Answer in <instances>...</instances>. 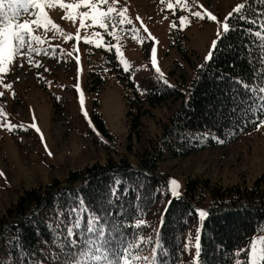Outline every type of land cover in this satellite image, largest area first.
Here are the masks:
<instances>
[{
  "label": "trees",
  "instance_id": "16d2710c",
  "mask_svg": "<svg viewBox=\"0 0 264 264\" xmlns=\"http://www.w3.org/2000/svg\"><path fill=\"white\" fill-rule=\"evenodd\" d=\"M242 5L229 18L234 30L218 44L222 50L198 65L203 68L183 70L179 86L165 85L152 70L135 83L118 66L114 52H106L109 66L90 58L86 89L98 93L106 81L104 68L117 71L131 135L142 136L143 119L153 108L175 105L173 114L138 152L135 163L123 155L111 156L105 163L95 161L46 185L24 189L0 216V264H193L196 240L188 239L197 209L209 213L199 218L202 264H247L252 243L264 247V188L258 182L224 184L203 174L189 175L181 197L172 199L165 211L171 174L160 165L167 158L227 145L264 120V35H255L264 19V0ZM171 33L180 52L189 50L184 55L191 60L195 50L178 40L185 35L179 28ZM90 116L113 138L97 99ZM70 206L77 212L70 215Z\"/></svg>",
  "mask_w": 264,
  "mask_h": 264
},
{
  "label": "rangeland",
  "instance_id": "374dc122",
  "mask_svg": "<svg viewBox=\"0 0 264 264\" xmlns=\"http://www.w3.org/2000/svg\"><path fill=\"white\" fill-rule=\"evenodd\" d=\"M244 1L188 0L190 8L181 10L177 7L175 14L173 10L166 8L168 0L164 3L161 0H117V6L128 8L133 26L140 29L142 36H146L147 33L143 31L136 16L143 19L144 25H147L158 41L156 47L158 67L163 73L161 77L169 81V84L179 86L182 81L180 73L183 70L192 73L195 66L205 60L211 42L216 38L218 26L207 18L201 20L190 17L191 24L180 29L185 37H178L179 41L186 40L187 45L195 50L191 60H188L184 54H190L189 50L180 52L178 42L171 39L170 24L174 21L178 24L181 15L203 9L212 11L223 21L229 12H233ZM46 11L65 32L75 34L79 29L83 36L90 35L93 31H102L92 27L80 29L78 20L73 23L62 19L64 13L58 7ZM24 16L26 19H34L29 13ZM36 34L45 38L46 42L34 47L58 46L55 56L51 52L33 54V59L41 65L38 68L30 67L26 60L17 57L3 80V83H11L12 88L5 89L0 86V92H3V96H0V107L7 112V119L13 124H22L26 129L10 132L0 128V216L24 189L63 178L68 170L83 168L95 161L105 163L108 157L117 155H123L135 163L138 152L145 149L150 139L161 133L175 106L163 104L153 108L143 119L142 136L138 137L136 133L131 135L129 107L125 102V90L117 71L104 68L103 76L106 81L98 93L89 92L85 86L91 69L90 58L96 65L104 63L109 66L104 59L107 51L87 45L83 41H65L62 36L53 38L52 31L45 34L42 30H36ZM105 39L116 43L111 37L106 36ZM120 43L131 65L129 76L136 83L143 82L148 76L152 42L141 44L133 40L128 32H124ZM147 43L149 46L145 47ZM77 47L78 53L75 52ZM76 54L80 55L79 72ZM77 83L83 91L84 109L88 116L90 117L97 99L100 113L113 138L104 134L93 123L95 130L89 125L79 103V94L75 87ZM56 109L58 112H55ZM33 122L40 129V133L31 127ZM258 124L259 127L255 126L227 145L209 146L186 157L167 158L160 162L161 168L170 172V179L175 178L179 182L181 194L185 188V179L189 175L201 174L218 178L224 184L253 186L258 182L264 188V124ZM197 230L198 221L192 226L188 240H194ZM255 246L258 250L262 248L259 241L255 242Z\"/></svg>",
  "mask_w": 264,
  "mask_h": 264
},
{
  "label": "snow or ice",
  "instance_id": "6c2138e0",
  "mask_svg": "<svg viewBox=\"0 0 264 264\" xmlns=\"http://www.w3.org/2000/svg\"><path fill=\"white\" fill-rule=\"evenodd\" d=\"M165 0H161V3H164ZM63 10L62 19L72 21L75 23L79 21L80 29H87L92 27L94 29L98 28L102 31H93L90 35H81L79 29L75 34L72 32H65L61 28V25L56 23L50 16L49 12L46 9H56ZM181 10H188L190 5L188 0H168L166 3V8L173 10L175 14L176 8ZM243 5H237L234 9L236 13H239ZM21 12L29 13L34 19H19ZM233 15L232 12H229L227 16L224 17L223 21H220L218 17L207 9L202 11H191L189 15L179 16L178 24L174 21L170 24L171 28L184 29L191 24L190 17H196L203 20L207 18L208 20L215 22L217 24V33L216 38L212 40L210 50L205 57V64L212 58L213 52L221 51L222 48H218V44L221 42L222 38L225 37L230 31L234 29L229 24V18ZM240 19L246 20V17L241 16ZM136 20L140 21V24L143 26V31L147 33L146 36L140 34V29L133 26V20L128 14V8L126 6H117V0H0V86L5 89H11V83H3L4 75L9 73L11 66L15 62L17 57H20L22 60H26L30 67H40V63L33 59V54H47L51 52L55 56L56 48L58 46H51L50 48L34 47V45H43L46 40L42 38L41 35L36 34V30H42L45 34L48 31L53 32V38L56 36H62L65 41H83L87 45H94L96 48H103L107 52H114L117 64L122 70L126 73L130 72L131 65L126 59L122 45L120 43L122 35L124 32H128L133 40L140 42L141 44L146 41L152 42V47L150 51L151 65L154 68L155 72L163 76L161 69L158 67V58H157V47L158 43L157 38L148 30L147 25H144L143 19L137 15ZM249 23H255L254 21H248ZM125 26H132L126 28ZM259 31L255 32V35L262 36L264 35V19L260 20L257 24ZM111 37L112 40L116 43L108 42L105 37ZM75 52H79V48L75 49ZM72 55V53H69ZM75 60L78 66V72L80 69V55H75ZM23 64H21V67ZM229 66H233L231 63ZM203 68L204 65L198 66ZM39 75V74H37ZM165 85H169V81L166 79L163 80ZM76 90L79 94V103L82 109L83 115L87 118L88 123L95 130V126L91 122V118L88 116L86 109H84V95L83 91L77 83L75 85ZM264 93V90H262ZM0 96H3V92H0ZM13 98H15V93L13 92ZM188 97L186 96V106H187ZM261 111H264V101H261ZM194 110V109H190ZM7 112L0 107V128L7 129L10 132H15L17 129L26 130L22 124L16 125L7 119ZM260 123L264 124V120H261ZM260 125L258 124L257 127ZM31 127L35 129L37 133H40V129L35 122L31 124ZM41 140L43 141V136L41 134ZM223 143V140L218 141ZM50 154V153H49ZM119 183V181H117ZM180 184L175 179L172 178L168 181V192L169 196L168 202L165 205V211L167 207L171 205L172 199H179L181 193L179 191ZM165 193H160L164 195ZM81 207L83 204L81 202ZM198 213L200 219H205L209 215L206 210L197 209L195 210ZM77 209L73 206L69 207L70 215L76 213ZM163 216V213H162ZM232 221L229 224H226L224 227L229 228L232 225ZM163 226L161 222V227ZM201 232L197 231L196 243H195V257L193 264H202L200 260V255L202 252V245L200 243ZM159 244V251L161 244ZM222 248V246H221ZM185 251H189L188 247L185 248ZM248 252V261L247 264H262L264 262V247L259 250L256 248L255 243H252L251 248L247 250ZM166 255V252L164 253ZM239 254V253H237ZM241 264V262H237Z\"/></svg>",
  "mask_w": 264,
  "mask_h": 264
}]
</instances>
